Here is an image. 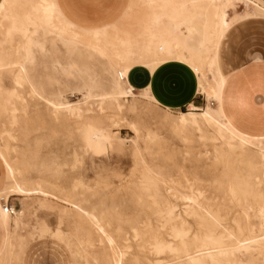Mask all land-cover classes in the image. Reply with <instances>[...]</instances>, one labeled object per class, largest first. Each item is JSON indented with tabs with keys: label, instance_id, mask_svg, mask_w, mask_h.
<instances>
[{
	"label": "rangeland",
	"instance_id": "rangeland-1",
	"mask_svg": "<svg viewBox=\"0 0 264 264\" xmlns=\"http://www.w3.org/2000/svg\"><path fill=\"white\" fill-rule=\"evenodd\" d=\"M31 1L35 0H26ZM57 1L68 14L77 10L89 22L100 15L96 0ZM102 3L117 12L111 0ZM14 5L11 14L24 11L21 3ZM232 12L236 17L231 27L262 18L251 6L238 5ZM139 17L134 9L129 17H122V23L114 16L105 18L125 29ZM9 27L8 22H0V41L12 43L19 53L0 65V150L17 182L43 192L8 200L2 196L0 206L7 201L15 214L22 213L18 228L12 217L7 219L13 239L10 264H113L115 255L122 256V264L185 263L183 253L158 252L154 244L178 245L173 230L181 220L187 223L183 228L189 239L203 236L208 223L200 226L185 215L189 207L197 206L219 224L217 235L225 232L245 238L247 232L238 229L245 226L253 228V236L262 233L257 208L264 207V175L257 151L264 150V141L245 150L256 162L259 186L246 201L234 197L231 185L251 171L247 158L228 153L220 140H214L215 128L200 121L207 107L217 113L214 99L202 94L215 106L208 102L195 111L190 107L172 111L143 93L133 91V96L124 97L119 69L87 38L73 39L37 24L30 26L28 41L13 32L5 35ZM19 64L25 71L16 84ZM206 75L214 81L213 73L206 71ZM180 113L197 114L198 126H180ZM234 236L224 244L229 245ZM2 237L0 231V251ZM261 260L260 254L253 253L242 262ZM0 264L7 263L0 257Z\"/></svg>",
	"mask_w": 264,
	"mask_h": 264
},
{
	"label": "bare ground",
	"instance_id": "bare-ground-1",
	"mask_svg": "<svg viewBox=\"0 0 264 264\" xmlns=\"http://www.w3.org/2000/svg\"><path fill=\"white\" fill-rule=\"evenodd\" d=\"M96 1L100 15L93 22H89L82 18L77 10L68 14L67 7L61 6L57 0H35L31 2L2 0L0 3V22L10 24V29L8 28L5 35L13 32L27 40L30 34V26L37 24L49 26L59 34L69 35L73 39L87 38L94 49L106 53L119 69L117 77L119 85L125 87V91L121 93L124 97L134 91L126 82V77L133 68L141 66L153 72L159 66L170 61L186 65L197 78L198 92L206 95L207 99L212 98L216 102L217 113L211 107H207L199 115L200 121L208 127L215 128L214 140H220L227 147L228 153H238L247 158V165L251 174H247L246 178L237 177L230 190L234 197H240L246 201L254 194V189L259 186L260 182L256 175L258 172L256 162L253 158L245 155V150L258 145V141H264V138L239 131L226 116L223 110V102L227 81L219 64V48L221 41L235 21L236 15L232 11L238 5L251 6L263 19L264 8L255 0H111L113 4L118 6V10L114 14L110 5H104L102 0ZM20 3L24 11H15L14 15L11 14L13 12L11 6ZM134 9L138 12L140 21L132 26L130 25L132 23L126 24L128 28L125 29L119 25V22L109 21L108 18H105L106 16L109 18L114 16L116 20L122 23V17H129ZM182 29L185 30L186 34H183ZM18 53V49L12 43L0 41V65L9 61L10 56H17ZM24 71L23 65L19 64L15 78L16 84L22 80ZM206 71L214 74V81L208 79ZM143 94L147 97L146 99L155 103L148 92L145 91ZM112 97L117 99L116 95ZM64 108L70 112L74 111L71 106ZM190 108L192 111L197 110L193 106ZM196 115L194 113H180V126L184 127L188 123L192 126H198L199 122ZM257 152V162L262 167V174L264 175V150L258 149ZM0 160L5 166L6 177L5 185L0 192V201H2V196L8 200L9 197L22 198L43 193L36 189H28L16 181L15 172L1 150ZM188 200L197 205L191 197ZM249 208L253 207L250 206ZM78 210L95 220L92 215H88L80 207ZM171 214L172 210L169 211V215ZM257 214L261 218L259 228L262 233L253 236V228L250 229L249 226L239 227V233L245 231L248 234L247 237L243 238L244 236H234L236 234L231 235L225 232H220L217 235L216 232L220 226L216 221L211 220L209 213L202 214L199 212L198 206L197 208L189 207L185 211L187 217L190 216L197 220L200 226L204 221L208 223L204 235H194L193 238L189 239L186 230L183 228L187 223L181 220L180 226L173 230L174 238L179 240L178 245L173 247L158 241L155 242L154 249L158 252L168 250L172 255L179 252L184 254L185 263L175 261L171 264H245L242 259L253 253L260 254L262 260L259 264H264L263 206H258ZM13 216L4 213L2 206H0V218L6 233L0 257L5 259L7 264H10L13 248V239L9 232L7 219L12 217L15 228H18L21 224L22 213L19 212ZM170 220L173 221L174 218ZM96 226L97 230L105 235L101 226L98 224ZM233 236L234 240L229 245L224 244L225 240L231 241ZM113 264H122V256L115 255Z\"/></svg>",
	"mask_w": 264,
	"mask_h": 264
},
{
	"label": "crops",
	"instance_id": "crops-1",
	"mask_svg": "<svg viewBox=\"0 0 264 264\" xmlns=\"http://www.w3.org/2000/svg\"><path fill=\"white\" fill-rule=\"evenodd\" d=\"M259 1L264 5V0ZM219 62L227 77L224 92L227 117L239 130L264 138V19H245L231 27L220 45ZM126 79L134 92H148L155 103L166 110L182 111L190 106L198 110L208 102L215 106L214 101H207L198 92L197 78L191 69L175 61L153 72L138 66ZM0 164L3 170L2 174L0 167L1 192L5 185V166L1 160ZM0 231L4 245L1 218Z\"/></svg>",
	"mask_w": 264,
	"mask_h": 264
},
{
	"label": "built area",
	"instance_id": "built-area-1",
	"mask_svg": "<svg viewBox=\"0 0 264 264\" xmlns=\"http://www.w3.org/2000/svg\"><path fill=\"white\" fill-rule=\"evenodd\" d=\"M127 80V79H126ZM2 208H3V212L13 216L15 214V207H13L12 205L8 204L7 202H4L2 204Z\"/></svg>",
	"mask_w": 264,
	"mask_h": 264
}]
</instances>
